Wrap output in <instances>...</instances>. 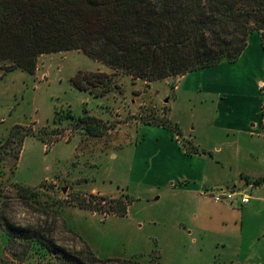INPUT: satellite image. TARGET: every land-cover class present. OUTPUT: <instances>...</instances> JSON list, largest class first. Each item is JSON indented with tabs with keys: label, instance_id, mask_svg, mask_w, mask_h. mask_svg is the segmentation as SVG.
I'll return each instance as SVG.
<instances>
[{
	"label": "rangeland",
	"instance_id": "rangeland-1",
	"mask_svg": "<svg viewBox=\"0 0 264 264\" xmlns=\"http://www.w3.org/2000/svg\"><path fill=\"white\" fill-rule=\"evenodd\" d=\"M7 66L9 62H0V259L4 264H77L33 246L23 235L12 241L11 226L30 229L29 235L39 231L57 249L87 264L135 260L138 264H232L239 263L234 257L246 256V249L258 245L255 238L237 234L240 213L219 211L211 199L195 200L171 188L173 180L179 185L180 177L189 174V167L203 164L192 159L190 165L177 154L178 148L192 152L199 149L194 141L206 145L222 137L223 131L211 123L217 105L214 94L193 89L189 94L176 93L180 76L153 82L135 79L82 51L41 55L33 74L22 69L4 73ZM231 67L223 73L235 75L233 84L249 92L255 70L241 61ZM215 71L207 68L189 74L206 76ZM89 72L112 76L110 90L103 96L100 87L82 91L73 85L80 73ZM60 109L72 111L76 118L96 117L105 127L95 136L64 113L56 122ZM155 119L167 120L177 129L144 122ZM16 125L22 127L18 133L32 131L18 157L16 134L12 146L5 145ZM207 155L201 175L212 179L223 162ZM242 179L245 182L238 187L250 188L251 195L264 184H256L262 178ZM15 183L31 187L39 196L19 199ZM122 196L129 202L125 217L116 214L120 203H110ZM84 200L89 208L80 207ZM88 250L93 259H86Z\"/></svg>",
	"mask_w": 264,
	"mask_h": 264
},
{
	"label": "trees",
	"instance_id": "trees-1",
	"mask_svg": "<svg viewBox=\"0 0 264 264\" xmlns=\"http://www.w3.org/2000/svg\"><path fill=\"white\" fill-rule=\"evenodd\" d=\"M254 32L261 34L264 48V0H0V62H9L2 69L6 72L22 69L33 74L41 55L82 51L135 79L153 82L234 63ZM72 83L82 91L100 87L99 95L103 96L110 90L112 76L80 73ZM60 113L78 121L90 135L97 136L105 127L96 117L76 118L72 111L62 109L56 112V122L61 120ZM144 122L177 129L167 120ZM20 129L16 125L5 142L12 146L11 137L18 136L14 141L17 157L32 133H18ZM56 133L53 130L52 134ZM42 140L46 141L44 137ZM199 153L196 149L188 154ZM262 183L264 178L256 181L257 185ZM13 186L21 200L39 196L31 187ZM84 201L80 207L89 208ZM110 203H120L117 215H128L125 197ZM9 229L12 241L23 235L33 246L38 244L60 259L87 264L81 257L57 249L39 231L29 235L30 229ZM88 256L86 259L94 258L90 250ZM135 261L130 264H138ZM4 262L0 259V264Z\"/></svg>",
	"mask_w": 264,
	"mask_h": 264
},
{
	"label": "crops",
	"instance_id": "crops-1",
	"mask_svg": "<svg viewBox=\"0 0 264 264\" xmlns=\"http://www.w3.org/2000/svg\"><path fill=\"white\" fill-rule=\"evenodd\" d=\"M257 33L260 36L250 35L246 49L236 61H241L255 70L253 79H249V92L242 89L243 87L238 84H233L235 75L227 77L228 75L226 76L222 71L223 69L232 71L231 65L236 62L222 63L212 67L216 71L212 72L211 75L193 76L186 74L180 76L176 81L174 87L176 93L184 91L189 94L190 90L193 89L195 91H207L216 96L217 105L211 123L217 130L223 131L220 132L222 137L219 141L211 139L206 145L197 139V142L194 141V144L198 143L199 146L195 145L200 150L206 152L205 154L189 156L190 150L187 147H183V150L182 148L177 150V154L190 165L193 164L194 160L192 159L203 161V164H199L196 169L193 166L189 167L191 171L189 174L180 177L179 185L175 180L170 183L172 189L181 191L185 196L192 199L213 200L210 196H204L202 193L215 192L223 187L241 186L245 182L242 176L249 180L264 178V48L261 34ZM158 127L162 128L163 126L158 125ZM27 141L24 144L28 143ZM208 152L214 157V160L220 158L223 162L221 171L215 168L212 179L201 175L208 165L206 163ZM251 196L248 204H242L239 199L233 203L213 201L219 211L236 215L240 213L241 217L238 215L235 221L236 224L241 225L237 234L240 233L241 236L245 234L250 239L255 238L258 242L257 246L253 244L250 250L246 249V256L241 254L239 257H234V260L243 264H264V221H260V216L264 212V184L257 186L252 191ZM157 199L159 200L160 197ZM253 220L257 224H252L251 221ZM246 223L251 226L255 225L257 230L248 229ZM243 224L248 231L243 230L245 227ZM235 231L237 232V229ZM241 247H244L242 243Z\"/></svg>",
	"mask_w": 264,
	"mask_h": 264
},
{
	"label": "built area",
	"instance_id": "built-area-1",
	"mask_svg": "<svg viewBox=\"0 0 264 264\" xmlns=\"http://www.w3.org/2000/svg\"><path fill=\"white\" fill-rule=\"evenodd\" d=\"M250 191V188H220L215 192H203L202 195L210 196L215 202L218 203H233L235 200L239 199L242 204H248L252 198Z\"/></svg>",
	"mask_w": 264,
	"mask_h": 264
}]
</instances>
